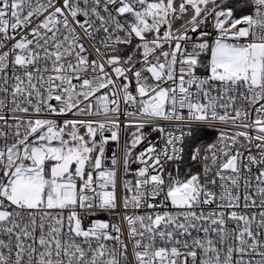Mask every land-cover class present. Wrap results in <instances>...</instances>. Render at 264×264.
I'll return each mask as SVG.
<instances>
[{"label":"snow or ice","instance_id":"snow-or-ice-1","mask_svg":"<svg viewBox=\"0 0 264 264\" xmlns=\"http://www.w3.org/2000/svg\"><path fill=\"white\" fill-rule=\"evenodd\" d=\"M0 264H264V0H0Z\"/></svg>","mask_w":264,"mask_h":264}]
</instances>
